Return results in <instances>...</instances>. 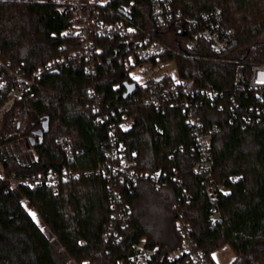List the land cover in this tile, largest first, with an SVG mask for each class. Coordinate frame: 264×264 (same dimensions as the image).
<instances>
[{
  "label": "trees",
  "instance_id": "trees-1",
  "mask_svg": "<svg viewBox=\"0 0 264 264\" xmlns=\"http://www.w3.org/2000/svg\"><path fill=\"white\" fill-rule=\"evenodd\" d=\"M129 2L113 0L102 13L107 19L120 18L121 5ZM171 4L183 16H195L219 5L226 23L235 30L234 41L220 52L206 42L189 50L184 45L187 33L179 21L157 25L149 0H135L132 21L167 44L162 59L176 61L177 72L193 78L196 86L229 95L238 62L247 66L264 63V0H171ZM72 17L70 9L61 11L51 1L0 0L3 58L12 68L29 74L49 59L71 53L81 42L73 35L62 38L61 33L71 25ZM94 38L103 46L101 57L105 59L116 41ZM92 84L117 111V102L139 91L122 67L111 72L101 63L92 80L83 61L71 60L61 69L46 72L34 93L25 99L28 121L24 128L18 126L16 117L22 99H17L6 114L0 156L8 173L36 175L50 168H66L70 173L60 180L58 191L46 183H21L12 189L0 178V264H70L69 258L79 264H120L132 253V242L141 237L159 246L151 264H174L166 254L182 243L176 228L180 213L197 247L211 259L215 260V249L227 244L235 254L230 264H264V120L242 126L230 122L225 113H208L221 125L212 139L215 165L209 175L195 173L191 167L197 152L181 111L130 105L128 111L135 122L120 135L128 148L137 150L139 170L160 171L167 177L176 174L183 178V184L168 181L156 187L142 180L133 189L126 188L123 201L131 208L128 222L105 241L104 233L112 221L110 191L105 174L97 167L105 159L108 136L107 124L97 121L90 100L88 87ZM2 95L0 102L5 98ZM46 118L49 131L42 142L36 137L31 145L30 135ZM61 136L72 142V159ZM208 185L216 196L218 218L210 212L213 203ZM24 197L46 228L35 220Z\"/></svg>",
  "mask_w": 264,
  "mask_h": 264
},
{
  "label": "built area",
  "instance_id": "built-area-1",
  "mask_svg": "<svg viewBox=\"0 0 264 264\" xmlns=\"http://www.w3.org/2000/svg\"><path fill=\"white\" fill-rule=\"evenodd\" d=\"M32 1V0H31ZM51 1L59 10L70 9L71 25L61 33L62 38L68 35L77 37L81 46L67 55L49 59L44 64L27 74L20 68H12L9 61L2 56L0 49V90L5 98L0 102V141L2 125L6 114L13 108L17 99H22L17 109L19 127L24 128L28 121V106L26 98L30 97L39 86L43 75L53 69L65 67L71 60L84 62L85 72L92 80L96 79L101 63L111 72L120 67L129 72L130 82L139 88L117 102L118 111L112 102L106 101L94 84L88 87L90 100L96 112L99 123L107 124V139L104 144L105 159L97 170L104 173L109 187V204L112 210V221L104 233V240L110 241L118 234L121 226H125L131 208L123 201V191L133 189L142 180H148L156 187L168 181L177 185L183 184V178L178 175L167 177L160 171L148 172L138 168V152L130 149L121 138L120 132L130 129L135 116L128 111L130 105L153 108L162 112L176 109L182 112L184 123L192 135V148L197 157L191 163L195 173L211 174L215 165L212 155V139L221 129L219 121L211 120L208 113H225L230 122L242 126L255 124L264 120V63L255 62L248 66L238 62L233 78V91L227 95L223 91L200 88L195 80L187 76L173 74L166 68L162 70V55L168 50L165 42L144 31L132 21L131 8L135 0L121 5L122 16L107 19L102 9L113 0H41ZM152 15L157 25L166 26L171 21H179L187 36L184 45L191 50L201 42H206L216 52H220L234 41L235 30L226 23L221 6L216 5L202 10L195 16H183L180 11L172 8L171 0H149ZM94 36L115 40L110 55L101 57L103 46ZM139 67V75L132 74ZM161 70L163 71L161 73ZM3 96V95H2ZM120 103V104H119ZM120 112V113H118ZM63 147L69 159L74 157L72 142L61 136ZM33 153L37 158L35 150ZM4 161L0 156V178L8 182L10 188H17L21 183L36 185L46 183L59 190V182L66 179L69 170L48 169L36 175L5 174ZM73 173L77 174V171ZM207 193L212 201L211 215L218 218L220 211L216 205V196L212 188L207 186ZM184 196L189 200L188 192ZM23 201L32 208L34 206L24 197ZM183 214L177 219L176 228L182 236V243L170 250L166 257L174 264H218L205 251L197 247L196 240L183 219ZM117 239L120 236L117 235ZM55 239V236L52 237ZM132 253L120 264H151L152 257L157 254L159 246L150 245L146 237L132 242ZM70 264H79L76 259L69 258Z\"/></svg>",
  "mask_w": 264,
  "mask_h": 264
},
{
  "label": "rangeland",
  "instance_id": "rangeland-1",
  "mask_svg": "<svg viewBox=\"0 0 264 264\" xmlns=\"http://www.w3.org/2000/svg\"><path fill=\"white\" fill-rule=\"evenodd\" d=\"M170 69L173 74H177V64H176V61L174 60H171V61H167L166 63H162V70L163 69ZM161 70V73L163 72ZM139 67L133 69L132 71V74L135 75L136 77H138L139 75ZM5 174L8 173L7 170H5ZM28 209L30 210V212L32 213V215L34 216L35 220L42 226V227H45L46 228V225L43 224L40 216L38 215L37 211L35 210V208H32L28 205V203H26ZM212 256L213 258L215 259V261L218 263V264H230V262L234 259L235 257V254H234V251L233 249L227 245V244H224L223 246L215 249L213 252H212Z\"/></svg>",
  "mask_w": 264,
  "mask_h": 264
},
{
  "label": "water",
  "instance_id": "water-1",
  "mask_svg": "<svg viewBox=\"0 0 264 264\" xmlns=\"http://www.w3.org/2000/svg\"><path fill=\"white\" fill-rule=\"evenodd\" d=\"M19 126V123H18ZM50 129L49 125V119L46 118L42 124V126L36 130L33 131L32 135H30L29 139L31 141V145H34L36 143V137H39V142L43 141L44 133L48 132Z\"/></svg>",
  "mask_w": 264,
  "mask_h": 264
}]
</instances>
